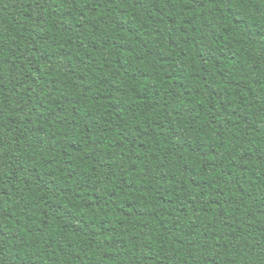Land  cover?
<instances>
[{
  "label": "trees",
  "instance_id": "16d2710c",
  "mask_svg": "<svg viewBox=\"0 0 264 264\" xmlns=\"http://www.w3.org/2000/svg\"><path fill=\"white\" fill-rule=\"evenodd\" d=\"M0 264H264V0H0Z\"/></svg>",
  "mask_w": 264,
  "mask_h": 264
}]
</instances>
